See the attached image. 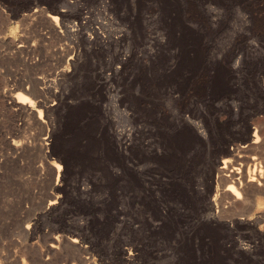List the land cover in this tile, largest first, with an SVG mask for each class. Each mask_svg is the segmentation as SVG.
I'll return each mask as SVG.
<instances>
[{
	"label": "rangeland",
	"instance_id": "obj_1",
	"mask_svg": "<svg viewBox=\"0 0 264 264\" xmlns=\"http://www.w3.org/2000/svg\"><path fill=\"white\" fill-rule=\"evenodd\" d=\"M263 150L264 0H0V264H264Z\"/></svg>",
	"mask_w": 264,
	"mask_h": 264
},
{
	"label": "bare ground",
	"instance_id": "obj_2",
	"mask_svg": "<svg viewBox=\"0 0 264 264\" xmlns=\"http://www.w3.org/2000/svg\"><path fill=\"white\" fill-rule=\"evenodd\" d=\"M85 38V37H84ZM67 48V47H66ZM69 48V47H68ZM51 74V73H50ZM21 87V86H20ZM29 102V101H28ZM24 103H25V101H24ZM40 103V102H39ZM36 113V112H35ZM38 113H40V112H38ZM30 115V114H29ZM258 141V139H257V136H255V139L253 140V142L255 143V142H257ZM253 143V144H254ZM257 147H259V144L258 145H256ZM262 153V152H261ZM263 153H264V150H263ZM263 156H264V154H263ZM237 157H240V155H238ZM205 160V159H204ZM226 160L227 159H223L222 160V166L221 167H219V169L217 168V171L218 172H220V173H222V171H223V169H225L224 167L227 165L226 164ZM240 163V162H239ZM226 164V165H225ZM229 165V164H228ZM226 168H227V166H226ZM232 168L234 169V167L232 166ZM231 168V169H232ZM56 169H57V171H59V169H60V166L59 165H56ZM232 169V170H233ZM210 170V169H209ZM254 169H252L251 171H250V173L249 174H247V180L245 181V184L244 185H249V186H253V185H258V184H260V181H259V179H261V180H263V184H264V175L261 173V172H259V170H258V172L259 173H257L256 175H255V173H254V171H253ZM224 172V171H223ZM229 172H231L232 173V171H228V173ZM241 172V171H240ZM226 173H227V171H226ZM227 174V175H221L222 177H220V179L221 178H223V180L224 181H232V178H233V173L232 174ZM237 173V172H236ZM239 173V172H238ZM222 174H224V173H222ZM239 175V174H238ZM204 176V175H203ZM235 177V176H234ZM245 177V176H244ZM211 178V177H210ZM236 180V179H235ZM239 180V179H238ZM212 181V180H211ZM254 181H255V183H254ZM223 182V181H222ZM201 183V182H200ZM247 185H246V187H247ZM256 185V186H257ZM261 185V184H260ZM244 187V186H243ZM261 187V186H260ZM260 187H258V188H260ZM226 190L227 191H229V193L231 194V196L233 195V198H234V200L235 199H239V192H238V190L232 185V184H229L227 187H226ZM261 190V189H260ZM202 194V193H201ZM230 196V197H231ZM241 198V197H240ZM211 203V202H210ZM208 204V203H207ZM72 241H74V239H72ZM75 243V242H74Z\"/></svg>",
	"mask_w": 264,
	"mask_h": 264
}]
</instances>
